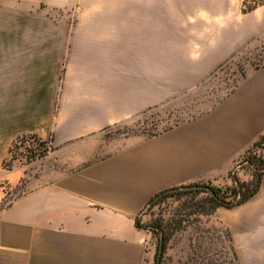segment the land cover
<instances>
[{"label": "crops", "instance_id": "obj_1", "mask_svg": "<svg viewBox=\"0 0 264 264\" xmlns=\"http://www.w3.org/2000/svg\"><path fill=\"white\" fill-rule=\"evenodd\" d=\"M243 1L0 0V207L26 175L5 168L13 142L34 134L53 148L0 209V264L5 253L12 264L151 263L137 216L163 190L228 177L264 135V65L157 134L101 133L262 36L264 5L244 13ZM207 216L230 233L234 264H264V175L251 199Z\"/></svg>", "mask_w": 264, "mask_h": 264}, {"label": "rangeland", "instance_id": "obj_2", "mask_svg": "<svg viewBox=\"0 0 264 264\" xmlns=\"http://www.w3.org/2000/svg\"><path fill=\"white\" fill-rule=\"evenodd\" d=\"M264 2V0H254ZM264 5V4H263ZM264 10V9H263ZM264 65V34L239 52L232 54L225 62L217 66L207 78L193 89L184 92L172 101L153 107L145 115L108 128L101 137L107 141L133 133L157 134L173 125L195 117L229 94L238 80L251 66ZM53 148L47 144V157ZM259 149L258 157L264 160V143ZM26 149L23 145L9 155L5 168L13 167L14 162L25 167L26 175L20 184L5 195L4 204L29 191V174L41 173V162L25 160ZM46 156L44 157V159ZM237 173L241 179H250L253 170L244 160L237 164ZM232 184L230 177L217 182H205L201 187L185 188L167 197L156 198L139 215L142 224H161L165 226L168 236L165 257L162 264H234L232 245L225 227L209 224V217L197 211L196 202L209 196L207 185L226 188ZM148 230V229H147ZM149 231V230H148ZM151 233L150 264H155V256L160 235ZM12 257L5 253V264H12ZM147 264V261L145 262Z\"/></svg>", "mask_w": 264, "mask_h": 264}, {"label": "trees", "instance_id": "obj_3", "mask_svg": "<svg viewBox=\"0 0 264 264\" xmlns=\"http://www.w3.org/2000/svg\"><path fill=\"white\" fill-rule=\"evenodd\" d=\"M263 4L264 2H255L254 0H244L242 11L244 13H248ZM245 75L246 73H244L242 77H244ZM151 109L152 108L145 110L139 116L145 115ZM135 134H147V133H133V134H128L126 136L135 135ZM149 135H153V134L151 133ZM31 138L38 140L41 143H43L44 141L42 138L34 134L22 135L13 142L9 151V155L13 154L15 149L20 148L27 140ZM263 143H264V135L241 158V160H244L246 163H248L251 169L253 170L252 179L249 181L241 179L237 173L236 170L237 165H236L228 174V176L232 180L231 185L227 186L226 188H219L210 185L206 186L209 196L203 200H200L199 202H196V207L199 214L211 215L219 207L232 208L238 206L251 199L257 193L264 175V160L260 156L258 157L257 155H255L254 150L261 147ZM11 169L12 167L9 166L8 170ZM202 185H205V182H198L194 184L183 185V186H178L163 190L153 197L149 205H152L156 198L167 197L168 195H172L174 192H177L180 189L201 187ZM4 206L5 204L3 202L0 209L3 208ZM136 226L138 228L148 229L149 231H152L153 233L160 235L159 243L157 245V252L155 256V264H162L163 259L165 257V251L168 242V236L166 234L167 231L165 226H162L161 224L158 223L142 224L139 221V216H137L136 218ZM227 234L229 240L231 241L230 233L227 232ZM232 250L235 258V250L233 246H232Z\"/></svg>", "mask_w": 264, "mask_h": 264}, {"label": "built area", "instance_id": "obj_4", "mask_svg": "<svg viewBox=\"0 0 264 264\" xmlns=\"http://www.w3.org/2000/svg\"><path fill=\"white\" fill-rule=\"evenodd\" d=\"M47 144L50 145L46 140H44L43 143L33 138L27 140L23 144V147L26 149L24 153L25 160L33 161V163L43 160L44 157L47 156ZM258 151L259 149H255L254 153L258 154Z\"/></svg>", "mask_w": 264, "mask_h": 264}]
</instances>
